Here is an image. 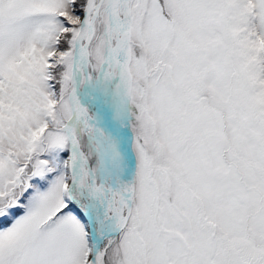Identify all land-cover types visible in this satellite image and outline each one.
I'll return each mask as SVG.
<instances>
[{
	"label": "snow or ice",
	"instance_id": "obj_1",
	"mask_svg": "<svg viewBox=\"0 0 264 264\" xmlns=\"http://www.w3.org/2000/svg\"><path fill=\"white\" fill-rule=\"evenodd\" d=\"M0 264H264V0H0Z\"/></svg>",
	"mask_w": 264,
	"mask_h": 264
}]
</instances>
